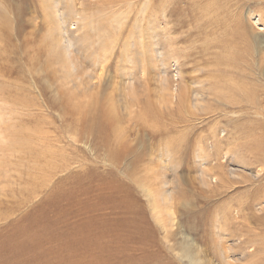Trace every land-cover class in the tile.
<instances>
[{"label":"rangeland","instance_id":"obj_1","mask_svg":"<svg viewBox=\"0 0 264 264\" xmlns=\"http://www.w3.org/2000/svg\"><path fill=\"white\" fill-rule=\"evenodd\" d=\"M24 5L0 27V264H190L162 249L141 183L171 196L175 244L264 264V163L249 149L264 142V0ZM55 30L72 57L52 51ZM41 147L56 157L29 160Z\"/></svg>","mask_w":264,"mask_h":264},{"label":"bare ground","instance_id":"obj_2","mask_svg":"<svg viewBox=\"0 0 264 264\" xmlns=\"http://www.w3.org/2000/svg\"><path fill=\"white\" fill-rule=\"evenodd\" d=\"M3 2H2V4H1V2H0V27H2L3 28V30H5L7 33L8 32H10L11 30H12V28H11V24H10V17H9V14H10V12H13V14L14 15H16L15 17L18 19V21H22V19H23V16L26 14V6L25 5H28L27 3L24 5V2H26L27 0H16V1H14V0H2ZM38 1V3L40 2V1H43V0H37ZM229 1H231V0H229ZM18 2H20L21 4H19ZM24 6H23V5ZM44 4V3H43ZM57 5V4H56ZM59 5V4H58ZM58 5H57V7H58ZM45 6V5H44ZM42 8H43V6H42ZM36 9V8H35ZM39 9V8H38ZM44 9V8H43ZM40 10V9H39ZM45 10H46V8H45ZM29 11V10H28ZM31 11V10H30ZM43 11V10H42ZM39 13V12H38ZM30 14H32V11H31V13ZM33 15V14H32ZM43 15V14H42ZM53 15V14H52ZM11 17H12V15H11ZM31 17V16H30ZM29 17V18H30ZM251 17H252V15H251ZM15 18V20L17 21V19ZM43 18V17H42ZM42 18L40 19V20H37L38 21V24L40 23V24H42ZM32 20V19H31ZM30 20V21H31ZM29 21V20H28ZM33 21V20H32ZM24 22H25V20H24ZM36 23V22H35ZM34 23V24H35ZM28 24V23H27ZM57 24V26H58V23H56ZM33 25V24H32ZM29 26V25H28ZM39 27V26H38ZM59 28V27H58ZM249 31V30H248ZM62 32V31H61ZM71 35V34H70ZM244 37H246V38H248V36H244ZM249 37H251V36H249ZM256 37V36H255ZM1 38V37H0ZM68 38V37H67ZM247 40V39H246ZM245 40V41H246ZM254 40V42H255V44L257 45V44H263L264 43V39H263V41H259V40H257V39H253ZM50 41H52L54 44V49H53V47H52V51L56 54V55H60V56H62L63 57V54H65V51H66V47L67 46H65L64 48L61 46V42H62V39L60 38V31H59V34H58V32H56V30H55V33H53L51 36H50ZM247 41H249V40H247ZM0 42H2V39H0ZM68 42H69V39H68ZM6 45V44H5ZM243 45V44H242ZM4 45H2V43L0 44V56L2 55V54H4L5 53V50H4V47H3ZM261 46V45H260ZM263 46V45H262ZM264 47V46H263ZM56 48H59V49H56ZM255 48V47H254ZM254 48H253V51H255L254 50ZM68 49V48H67ZM264 49V48H263ZM63 50H65V51H63ZM69 51V50H68ZM246 51V50H245ZM67 52V51H66ZM68 53V52H67ZM260 54V53H259ZM66 55V54H65ZM72 55V53L69 51V53H68V55H66V56H70V57H72L71 56ZM262 55H263V53H262ZM261 58H263V56L261 57ZM5 70H8L9 72H12V70H10V69H6L5 68ZM1 76V75H0ZM190 93V92H189ZM254 93V92H253ZM248 94V93H247ZM250 94V93H249ZM259 94V93H258ZM262 94V93H261ZM189 95V94H188ZM193 95V94H192ZM250 95H252V94H250ZM249 95V96H250ZM253 96V95H252ZM189 97V96H188ZM249 99H251V98H249ZM248 99V100H249ZM186 100V99H185ZM189 100V99H188ZM195 100H197V99H195ZM252 100V99H251ZM258 100V99H257ZM260 100V99H259ZM264 101V100H263ZM202 103V102H201ZM196 104H197V102H195V103H193V106H195V107H197L196 106ZM200 104V103H199ZM256 105V104H255ZM260 113V112H259ZM110 142H108V144H109ZM0 146H2V145H0ZM29 146L30 145H28V146H24V149L25 150H28V148H29ZM263 146H264V142L263 143H261L260 141H256L255 143H254V145H252L249 149L253 152V153H260L261 154V157H259L260 159H261V161H260V163L261 162H263L264 163V150H262V149H264L263 148ZM123 150H124V147L123 146H121V145H119V144H115L114 145V147H113V149L110 151V159L112 160V163L113 164H115L116 165V167H115V169H117V161H118V159H117V157L119 158V157H121V155H122V153H123ZM18 151H20V150H18ZM46 150H44L42 147L41 148H39V149H37V148H35V149H33V150H31V151H27V153H29V155H30V158H29V160H31V161H33V162H44V161H48V160H50V159H54L56 156V150L55 149H53L52 150V152H50V156H49V159L47 158V153L45 152ZM19 154V153H18ZM22 158L24 159H26V156H22L21 157V154L19 155V159L22 161ZM33 159V160H32ZM117 159V160H116ZM258 161V160H257ZM259 162V161H258ZM221 163V162H220ZM254 163V162H253ZM258 164V163H257ZM223 165V164H222ZM222 165H221V167H222ZM260 165V164H259ZM261 165H262V163H261ZM212 166V165H211ZM224 166V165H223ZM258 166V165H257ZM262 167H264V164H263V166ZM210 168V167H209ZM224 169V168H223ZM223 169H220V175H215V177H214V174L212 173V172H210V170H207L206 172H204V171H201L200 172V174H199V184L200 185H202V186H204L205 188H210V184H211V182L213 181L212 179L213 178H216V180H218V181H221V180H223L224 178H228V177H226V172L224 173V170ZM226 169V168H225ZM235 169V168H234ZM227 170V169H226ZM229 170V169H228ZM243 170V169H242ZM245 171V170H244ZM230 172V171H229ZM234 172V171H233ZM233 172H230L231 174H229L230 176H233ZM221 173H223V174H221ZM238 173H240L239 171H238ZM246 173V172H245ZM249 173V172H248ZM254 173V172H253ZM250 174V173H249ZM212 175V176H211ZM241 175V174H240ZM252 174H250V176H251ZM217 176V177H216ZM227 176H228V174H227ZM249 176V175H248ZM251 177H255L254 175H252ZM131 178H132V176H131ZM222 178V179H221ZM246 180H248V179H246ZM245 180V181H246ZM120 182V181H119ZM140 183V182H139ZM214 183V182H213ZM141 185V187L145 190V192H146V196H147V198H148V204H149V206L151 207V213H152V217L155 219V221H156V223L159 225V227L161 228V230H162V232H163V234H162V238H158V240H159V242H161V240L160 239H164V243H162L163 244V248L162 249H164V251H167L168 252V255L170 254V253H172L174 256H176L177 258H179V259H186L190 264H210V263H208L207 262V260L202 256V254H201V252H200V249L198 248L199 247V245H198V247H196L188 238H186V239H184V241L182 242V243H178V244H175V238H174V236L172 235V231H173V225H174V223L175 222H173V220L175 219H172V217H173V211H172V205L170 206V200H171V196L170 195H168V193L167 192H163L162 193V195L160 194V195H156L154 192H153V189H147V187L148 186H144V184H140ZM124 183L123 182H120L119 183V191H118V197H115V199L116 200H118V201H123V199H125L126 201L128 200V198H129V196H127L126 194H125V192H124ZM198 186V185H197ZM131 191V190H130ZM175 192V191H174ZM223 192V191H222ZM31 193H33V194H36V192H34V190H33V192H31ZM172 193V192H171ZM193 193V192H192ZM199 193V192H198ZM218 194V193H217ZM213 195V194H212ZM159 198H161L162 199V202H163V205H164V209H165V211H166V214L164 215L163 214V205L161 206V204H159V202L161 201ZM160 200V201H159ZM202 200V199H201ZM126 201H124V202H126ZM203 201V200H202ZM174 202V201H173ZM186 204H185V208H189L190 210H191V212L192 211H194L193 209H192V207H194L195 206V204L193 203V202H191V200H186V202H185ZM198 203V202H197ZM203 203V202H202ZM126 204H127V202H126ZM228 205V204H227ZM121 206H123L122 204H121ZM195 208H197L196 206H195ZM200 208H202V206L200 207ZM215 209V208H214ZM141 212V210H140V208H138V213H140ZM205 213V212H204ZM198 214V213H197ZM188 215V214H187ZM224 215V214H223ZM168 217H170V221H168L169 220V218ZM224 220V219H223ZM139 221H142V219L141 220H139ZM230 221H231V219H230ZM147 222V221H146ZM148 223V222H147ZM242 223V222H241ZM233 225V224H232ZM146 227V229L144 230V236L146 237V239H145V242L147 241V244L149 243V242H154V239H156L155 238V229L148 223V225L147 226H145ZM144 227V228H145ZM56 228H58V227H56ZM56 228H54V229H56ZM180 228V227H179ZM138 229V228H137ZM232 229V228H231ZM31 231H32V229H31ZM238 231V230H237ZM206 232V231H205ZM234 232V231H233ZM239 232V231H238ZM209 233V232H208ZM237 233V232H236ZM223 234H225L224 232H223ZM240 234V233H239ZM230 235H231V233H230ZM184 236V235H183ZM226 237V236H225ZM184 238V237H183ZM200 238V237H199ZM173 239H174V241H173ZM232 239V238H231ZM180 241V240H179ZM201 241V240H200ZM244 241V240H243ZM133 242V241H132ZM226 242V241H225ZM237 242V241H236ZM245 242V241H244ZM247 242V241H246ZM127 243V242H126ZM128 243H130V242H128ZM229 243H230V241H229ZM232 244V243H231ZM238 244V243H237ZM242 244V243H241ZM130 245H131V243H130ZM133 245V244H132ZM160 245V244H159ZM218 245V244H217ZM248 245V244H247ZM136 246V245H135ZM225 246V245H224ZM236 246V245H235ZM241 246V245H240ZM142 247V246H141ZM242 247V246H241ZM241 247H239V248H241ZM138 248V247H137ZM242 248H244V247H242ZM159 249H161V248H159ZM230 250L229 251H231L232 249L231 248H229ZM233 249H234V247H233ZM243 250V249H242ZM246 250V249H245ZM138 251V250H137ZM162 251V250H161ZM145 252V251H144ZM222 252V251H221ZM241 252V251H240ZM244 252V251H243ZM150 253V252H149ZM159 253V252H158ZM158 253H155L156 254V257H157V255H159ZM227 253V252H226ZM162 254V253H161ZM220 254V253H219ZM225 254V253H224ZM240 254V253H239ZM148 253H144V256H145V258L146 259H149L148 258ZM152 255V254H151ZM151 255H150V258H151ZM172 255V256H173ZM238 255V254H237ZM248 255V254H247ZM219 256V255H218ZM221 256H223L222 254H221ZM233 256H235L234 254H233ZM244 256V255H243ZM229 257V256H228ZM228 257H225L224 258V261L226 262V263H228ZM239 257V256H238ZM159 258V257H158ZM160 258H161V256H160ZM235 258V260H236V256L234 257ZM247 258H248V256H247ZM250 258H252V257H249L248 259L249 260H251ZM139 259H140V257H139ZM210 259V258H209ZM231 260H232V258H230ZM239 259V258H238ZM141 260V259H140ZM151 260V259H150ZM212 260V259H211ZM230 260V261H231ZM234 260V259H233ZM241 260V259H240ZM239 260V261H240ZM247 259H245V261H246ZM215 261V260H214ZM239 261H238V263H239ZM140 262H142V261H140ZM237 262V261H236ZM172 263V262H171ZM213 263V262H212ZM220 263V262H219ZM247 263V262H246ZM240 264V263H239ZM241 264H244V263H241Z\"/></svg>","mask_w":264,"mask_h":264}]
</instances>
